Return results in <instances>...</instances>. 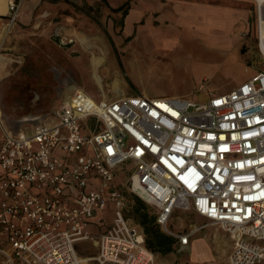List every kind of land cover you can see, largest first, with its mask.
<instances>
[{
	"label": "built area",
	"instance_id": "obj_1",
	"mask_svg": "<svg viewBox=\"0 0 264 264\" xmlns=\"http://www.w3.org/2000/svg\"><path fill=\"white\" fill-rule=\"evenodd\" d=\"M19 8L8 2L10 23ZM256 40L259 49L258 31ZM260 54L261 70L205 102L139 94L96 103L76 88L28 133L1 127L0 264H153L113 183L126 165L128 190L180 247L200 228L182 234L167 224L177 211L193 212L229 233V264H264ZM108 205L112 224L97 236V256L80 258L78 245L94 239L91 219Z\"/></svg>",
	"mask_w": 264,
	"mask_h": 264
},
{
	"label": "rangeland",
	"instance_id": "obj_2",
	"mask_svg": "<svg viewBox=\"0 0 264 264\" xmlns=\"http://www.w3.org/2000/svg\"><path fill=\"white\" fill-rule=\"evenodd\" d=\"M9 1L0 0V134L1 127L13 132L50 118L76 88H83L96 103L116 99L120 90L205 102L210 94L228 93L263 68L256 40L258 17L236 21V26L225 21L204 26L202 20H164L160 26L156 20H134L129 13L135 5L130 4L14 0L20 8L10 23ZM145 13L150 18L151 11ZM94 55L105 57L96 68L90 61ZM130 172L129 165L116 169L113 183L124 197L125 219L142 231L135 219V195L127 186ZM143 204L148 215H154V209ZM175 213L168 228L176 225L186 232L197 226L191 213ZM100 219L109 225L113 207L96 211L88 231L100 232ZM93 237L78 245L80 258L97 256V234ZM153 264H161L159 255Z\"/></svg>",
	"mask_w": 264,
	"mask_h": 264
},
{
	"label": "crops",
	"instance_id": "obj_3",
	"mask_svg": "<svg viewBox=\"0 0 264 264\" xmlns=\"http://www.w3.org/2000/svg\"><path fill=\"white\" fill-rule=\"evenodd\" d=\"M104 1L108 4H115V5L116 4L135 5V8L133 10L131 9L129 13L133 16L134 20H142V19L156 20L159 22L160 26L162 24L160 23V21H164V20H199V21L202 20L203 22L202 24L204 26L205 23L207 24V21H212L209 25H212L211 27H215L218 26V24L219 25L222 24L223 21H225V25L227 26H232V25L236 26L237 25V23H235L236 21H247L248 19L251 18L257 19L256 0H104ZM144 4L145 5L150 4L152 5V8L145 10L142 7V5ZM137 5H141L140 6L141 9H139ZM148 10L151 11L150 18H146L145 12H148ZM259 12L261 14L260 10ZM219 21H221L222 23H220ZM202 24L200 23V25ZM209 25L207 24L206 26ZM256 36H257V27H256ZM99 50L103 51L102 49ZM102 58L104 61L105 57L102 56ZM102 62L99 66L102 65ZM91 64L93 65L94 68L98 67L94 65L92 62ZM93 74H95V71L92 72V76ZM78 89L84 91L83 88H78ZM86 94L89 97H91L88 93ZM126 96H131V95H128L126 92L120 90L116 95V99ZM109 100L102 99L101 101H109ZM33 126L34 124L28 127H24L20 129L18 128L13 132H9V131L7 132L11 134H19V133L24 134V133H28ZM59 155L63 156V154L60 152ZM75 157L76 155H72L70 159L73 160ZM103 211H112V206L108 205ZM183 213L184 214L191 213L192 215H194L195 224L197 226L190 227L188 230H186V232H184L183 230L182 231L177 230L176 225L175 228L173 227L168 228V224H169L168 222L167 229H169L174 233H182V234L188 233L189 231L195 228H200V229L190 236L188 244L186 246L180 247L177 239L165 233V231L161 228L160 230L164 234L169 236V238L173 239V244L171 246L172 251L163 256L152 252L153 256L159 255L161 264H229V256L233 248V242L231 237L229 236V233H227L226 231H224L223 229H221L216 225L209 224L208 220H206L201 216L196 215L193 212H183ZM175 214L176 213H173L170 220L172 218L173 219L176 218L174 216ZM93 218L91 219L88 227L93 224ZM102 220L103 219H100L98 221L99 222L98 226H101L103 228L100 232H95L97 236L104 233L112 224L111 221L109 225L104 226L101 224ZM93 229L94 231H97L95 230L96 228ZM88 232L91 235L95 236V234L91 233L90 231ZM201 247L202 249H200Z\"/></svg>",
	"mask_w": 264,
	"mask_h": 264
},
{
	"label": "trees",
	"instance_id": "obj_4",
	"mask_svg": "<svg viewBox=\"0 0 264 264\" xmlns=\"http://www.w3.org/2000/svg\"><path fill=\"white\" fill-rule=\"evenodd\" d=\"M121 8L116 9L120 11ZM126 14L124 13V16ZM134 212L136 223L143 231L144 244L148 250L155 254L166 255L172 251L173 239L164 234L155 223V216L148 215L144 202L134 196Z\"/></svg>",
	"mask_w": 264,
	"mask_h": 264
},
{
	"label": "bare ground",
	"instance_id": "obj_5",
	"mask_svg": "<svg viewBox=\"0 0 264 264\" xmlns=\"http://www.w3.org/2000/svg\"><path fill=\"white\" fill-rule=\"evenodd\" d=\"M256 3H257V6H258L259 10L261 11V14H260V12L258 10V25H257V29H258L257 31L259 33V39H260L259 51L264 54V12H263V10H264V0H256ZM102 61H103V58L102 57H96V56H94L91 59V62L94 65H96V66H99ZM93 78L96 81V83L99 85L100 84L99 83V77H97V75L93 74ZM68 98H69V95L65 97V100H68ZM87 261L88 260H83L82 261V264H88Z\"/></svg>",
	"mask_w": 264,
	"mask_h": 264
}]
</instances>
